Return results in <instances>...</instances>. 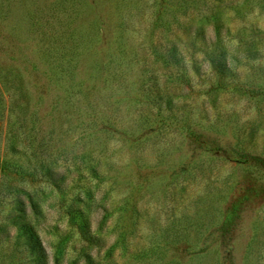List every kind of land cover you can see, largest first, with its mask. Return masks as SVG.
<instances>
[{
    "label": "rangeland",
    "instance_id": "374dc122",
    "mask_svg": "<svg viewBox=\"0 0 264 264\" xmlns=\"http://www.w3.org/2000/svg\"><path fill=\"white\" fill-rule=\"evenodd\" d=\"M0 264H264V0H0Z\"/></svg>",
    "mask_w": 264,
    "mask_h": 264
},
{
    "label": "trees",
    "instance_id": "16d2710c",
    "mask_svg": "<svg viewBox=\"0 0 264 264\" xmlns=\"http://www.w3.org/2000/svg\"><path fill=\"white\" fill-rule=\"evenodd\" d=\"M29 18L31 19V20H33V16H31V15H29ZM3 165V167H2V170H9V168H8V164H9V162L8 161H5V160H2V162H1Z\"/></svg>",
    "mask_w": 264,
    "mask_h": 264
}]
</instances>
